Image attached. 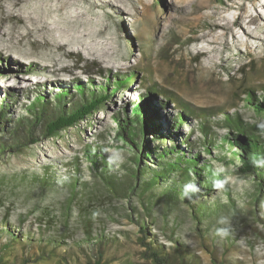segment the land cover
I'll return each mask as SVG.
<instances>
[{
  "label": "rangeland",
  "instance_id": "rangeland-1",
  "mask_svg": "<svg viewBox=\"0 0 264 264\" xmlns=\"http://www.w3.org/2000/svg\"><path fill=\"white\" fill-rule=\"evenodd\" d=\"M78 56L88 61L92 71L96 65L104 69L102 76L91 74L97 87L113 86V80L106 78L113 73L130 76L131 83L59 136L42 138L19 154L0 155V175L7 176L0 186V215L9 211L10 219L21 216L25 224L44 211H50L55 220L62 218L66 206L57 193L42 196L37 189L29 194L13 175L39 171L48 163L64 171L67 159L80 155L85 144L99 142L100 134L107 137V154L128 166L123 148L117 149L109 141L114 135L113 117L125 106L131 107L150 85L171 93L199 117H210L211 141L219 142L220 136L227 134L224 108L250 120L251 112L242 108L235 93L242 64L257 69L258 75L251 77L253 83L264 82V0H0V99L12 95V111H21L37 92L53 95L58 83L86 82V76L76 68ZM232 102L238 103L234 109L229 107ZM159 109L167 116L179 108L170 103ZM198 123V117L192 118L190 126L182 125L179 133L201 143L204 139ZM217 147L213 146L211 153L200 148V155L220 170L226 169L224 163L231 160L228 150L221 152ZM230 165L234 169L232 162ZM122 175V187L128 188L131 181L127 174ZM84 179L94 188L95 201L87 208L97 215L93 234L100 232L109 238L102 248V264H151L140 242L138 225L142 223L154 235L147 234L146 243L157 239L172 264H180L181 254L169 238L172 235L187 247L185 264H264V238L248 227L251 219L246 217V200L237 202L244 224L236 227L222 219L211 227L213 235L204 238L199 230L204 223L192 218L189 203L180 202L176 208L165 205L156 202V197L148 198L147 192L140 193L139 187L130 196L125 189L123 196L111 195L101 185L97 191V180L86 168ZM226 182L235 194L250 186L249 180L233 172ZM221 191H213L210 197ZM80 216L70 219V224H75V239L85 237L87 229ZM258 227L264 233V226ZM229 235L233 240H228ZM95 247L87 248L89 255H96ZM76 254L84 264L88 254L81 250Z\"/></svg>",
  "mask_w": 264,
  "mask_h": 264
},
{
  "label": "trees",
  "instance_id": "trees-1",
  "mask_svg": "<svg viewBox=\"0 0 264 264\" xmlns=\"http://www.w3.org/2000/svg\"><path fill=\"white\" fill-rule=\"evenodd\" d=\"M76 64V68L86 76V82L77 79L71 84L58 83L51 96L37 92L18 113L12 111V95L7 94L0 99V155L19 154L42 138L57 136L62 130L77 125L91 115L119 88L131 83L130 76L113 73L106 77L109 82L113 80V86L108 83L97 87L91 74L102 76L104 69L98 65L94 71L88 69V61L80 56ZM239 72L241 77L237 80L235 96L238 103L242 102V108L251 112V119L246 120L242 113H228L224 108L223 127L227 128V134L220 136L219 142L211 141L210 117H199L200 114L193 112L171 93L159 91L155 85H150L146 94L131 107L125 104L127 106L114 115V135L109 139L115 143V148L127 146L132 149L137 156L134 161H139L140 170L134 173L129 166L107 154V137L100 134L99 142L85 144L80 155L67 159L64 171L48 163L39 171L13 175L14 179L24 184L29 194L37 189L42 196L57 193L60 203L66 207L62 218H56L58 220L50 211H44L28 224L21 216L10 219L9 211H4L0 215V264H82L76 250L88 254L84 264H102V248L109 238L100 232L95 236L93 234V218L97 215L88 212L87 208L89 202L95 199L94 188L84 179L85 168L97 180V191L100 185L107 188L111 195L123 196L125 190L128 193L133 191L131 182L125 190L122 187V173H125V177L127 174L129 179L134 178V186L140 188V193L147 192L148 198L149 195L150 198L156 197V202H164L175 208L180 202L189 203L192 218L204 223V229H199L204 238L213 235L211 227L219 225L222 219H227L236 227L238 223L240 226L244 224L237 202L246 200L248 205L245 208L249 211L246 217L251 219L248 227L264 238L263 231L258 227L264 226V82L251 81V77L257 76L258 72L250 63L242 64ZM139 81L144 82L141 78ZM158 95L161 96L159 99ZM170 103L179 109L166 116L159 108L168 107ZM238 103L232 102L229 107L234 109ZM194 117L199 118L197 128L204 139L201 143L190 141L189 134L183 137L179 133V128L182 125L190 126V120ZM213 146H218L221 152L228 150L231 160L224 163L226 169L220 170L213 161L205 160L200 155V148L211 153ZM191 148H195V151ZM231 172L238 178L250 181V186L242 194L232 192L226 182ZM5 177L0 175V186ZM217 187L222 190L221 193L210 197L213 191L218 190ZM77 198L81 199L76 202ZM79 214L87 229L84 231L85 237L75 239V224H70V219ZM138 229L142 236L140 241L145 246V256L151 264H172L164 245L157 239L152 238L149 244L146 243L147 234L151 233L147 232L144 223L138 225ZM217 232L214 231L216 235ZM229 236L228 240L232 238ZM169 238L174 241L177 253H181L179 263L185 264L183 252H187V247L173 235ZM93 245H96L94 256L89 255L87 249Z\"/></svg>",
  "mask_w": 264,
  "mask_h": 264
},
{
  "label": "water",
  "instance_id": "water-1",
  "mask_svg": "<svg viewBox=\"0 0 264 264\" xmlns=\"http://www.w3.org/2000/svg\"><path fill=\"white\" fill-rule=\"evenodd\" d=\"M73 126H76V125H73ZM73 126H71V127H73ZM71 127H68V128H71ZM67 128V129H68ZM67 129H65V130H67ZM62 131H64V130H62ZM61 131V132H62ZM61 132L57 135V136H59L60 134H61ZM55 137V136H54ZM52 138V137H51ZM123 148V150L126 152V154H127V160H128V166L131 168V169H133V172L135 173V171H138V170H140V167H139V161L137 160L136 162L134 161V158L135 157H137L136 156V154H135V152L132 150V149H130L129 147H127V146H124V147H122ZM138 159V158H137ZM137 173V172H136ZM130 181H131V185L133 186V191L131 190L130 192H129V196L130 195H134V194H136V187L134 186L135 185V180H134V178L133 179H130ZM189 212H190V214H191V210H189ZM141 242V241H140ZM142 243V242H141ZM143 244V243H142ZM145 250V249H144ZM145 252V251H144ZM146 255V254H145Z\"/></svg>",
  "mask_w": 264,
  "mask_h": 264
}]
</instances>
